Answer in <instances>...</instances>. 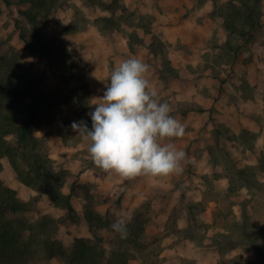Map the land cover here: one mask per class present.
Instances as JSON below:
<instances>
[{
	"label": "rangeland",
	"instance_id": "rangeland-1",
	"mask_svg": "<svg viewBox=\"0 0 264 264\" xmlns=\"http://www.w3.org/2000/svg\"><path fill=\"white\" fill-rule=\"evenodd\" d=\"M17 1L0 5L1 52L19 51L26 68L44 73L43 91L51 96L50 112L53 116L40 124L36 134L46 140L56 168L66 171L63 190L72 192L78 211V221L68 223L64 208L55 205L48 195L42 193V188L32 189L22 182L8 158L0 156V176L4 183L16 188L24 200L40 196L35 202L38 211L30 212L28 217L35 220L41 215H50L58 219L57 236L67 248H70L74 234L112 248L120 236L111 228L116 218L114 213L125 210L134 217L141 212L148 218L145 238L152 244L155 264L165 261L161 257L162 242L182 240L187 236L200 244L199 253L212 247L225 256L224 253H228L226 249L235 247L233 252L236 251V255L223 257L219 264H264V183L256 185L253 180L256 170L249 167L255 164L252 163L255 157L258 158L255 151L248 152V147L254 146V138L249 136L244 140L233 135L231 121H234L235 114L232 106L227 105L231 97L224 95L225 99L221 100L223 90L215 82L206 83V88L202 89L205 94L218 99L216 106L210 109L195 100V97H200L197 93L200 89L183 88V76L187 72L177 70L169 55L171 44L152 31L156 8L148 12L131 8L134 2L138 5L145 0H64L54 19L43 23L46 39L59 49L60 54L84 60L79 71L85 73L90 92L87 94L88 106L83 109L76 96V84L64 83L58 76V63L24 49L21 28L30 30L31 25L20 14ZM217 1L216 8H226L225 2ZM119 7L123 8L120 14L115 12L106 16L109 10ZM89 25L95 27L96 37L91 35L74 40L67 34H79ZM263 34L264 31L256 39ZM157 39L164 42V50ZM233 39L236 43L242 40L236 35ZM131 57L149 65L147 76L158 89L161 101L170 104V114L185 126V136L173 142L187 153L191 162L185 163L179 175L139 176L125 180L115 174H107L94 165L86 145L72 128L73 122L81 120L91 128L88 113L95 108L92 104L94 98L103 95L113 69ZM208 76L216 79L221 75L213 70ZM199 107L205 109L199 110ZM241 145H244L243 149ZM240 170H245L247 178L237 179L235 173ZM231 177L236 178L232 186ZM249 190L255 192L256 197H251ZM90 198L94 211L106 221L102 227L97 221L98 226L91 225L85 217ZM213 203L217 207L209 214L207 207ZM180 224L185 227L180 228ZM137 261L132 260V264ZM41 264L64 263L55 258ZM184 264L198 263L196 259L187 258Z\"/></svg>",
	"mask_w": 264,
	"mask_h": 264
},
{
	"label": "trees",
	"instance_id": "trees-1",
	"mask_svg": "<svg viewBox=\"0 0 264 264\" xmlns=\"http://www.w3.org/2000/svg\"><path fill=\"white\" fill-rule=\"evenodd\" d=\"M63 1L18 0L20 14L31 25L30 30L21 28L20 37L25 43V50L58 63V76L64 83L76 84V96L84 109L88 106L90 85L85 73L79 71L83 58L70 59L60 54L59 49L46 39L42 26L54 19ZM3 2L8 5L12 3L11 0H0V5ZM225 4V9L219 6L214 12L223 17L224 26L231 37L236 35L250 40L263 33V0H228ZM157 42L164 50V42L161 39H157ZM1 45L0 42V156L8 158L22 182L32 189L42 188L43 194L67 211L68 223H75L78 221V211L72 200L73 194L63 190L66 171L56 168L46 140L36 134L40 124L53 116L50 112L51 96L43 91L44 73L26 68L19 51L2 54ZM243 135L244 140L249 136L255 139L248 131ZM249 167L256 170L253 178L256 185L263 184L258 172L264 171V153L258 164ZM235 174L237 179L247 178L245 170ZM230 179L232 186L236 178ZM248 193L256 197L255 192L249 190ZM39 199V195L30 200L22 199L19 191L5 184L0 176V264H41L55 258L64 264H132V260L155 264L152 244L145 238L148 218L141 212L135 214L128 224L127 236H119L112 248L77 234H74L73 242L67 248L57 236L60 226L58 219L50 215H41L35 220L28 217L30 212L38 211L35 202ZM85 217L95 226L99 223L102 227L106 222L94 211L92 198L86 207ZM221 247L224 245L221 244Z\"/></svg>",
	"mask_w": 264,
	"mask_h": 264
},
{
	"label": "crops",
	"instance_id": "crops-1",
	"mask_svg": "<svg viewBox=\"0 0 264 264\" xmlns=\"http://www.w3.org/2000/svg\"><path fill=\"white\" fill-rule=\"evenodd\" d=\"M217 4V0H145L138 5L134 2L131 8L137 7L144 12L156 8L152 31L171 44L172 52L169 55L177 70L187 72L183 76V88L200 89L197 91L200 97H195L198 103L210 109L218 102L217 98L202 91L208 82H215L222 88L221 100L225 99L224 95L231 97L227 105L232 106L235 114L232 118L234 121H231L232 133L244 138L243 133L248 131L255 137L254 146L248 147V152H256L258 158L255 157L252 163L258 164L264 153V34L258 39H242L236 43L224 26L223 17L214 12ZM109 11L106 16H112L115 12L120 14L123 8ZM96 33L95 27L89 25L79 34H67L75 40L91 35L96 37ZM213 70L220 73L221 79L208 76ZM201 74L207 76L201 77ZM258 178L264 182V171L258 172ZM212 205L207 207L209 214L217 207L214 203ZM179 227L185 226L180 224ZM221 230L227 231L224 228ZM199 245L190 236L162 242L161 257L165 261L158 264H184L187 258L196 259L198 264H219L223 257L231 258L237 253L232 250L231 255L228 252L221 256L212 247L199 253ZM166 255L171 258H165ZM136 264L144 263L138 260Z\"/></svg>",
	"mask_w": 264,
	"mask_h": 264
},
{
	"label": "clouds",
	"instance_id": "clouds-1",
	"mask_svg": "<svg viewBox=\"0 0 264 264\" xmlns=\"http://www.w3.org/2000/svg\"><path fill=\"white\" fill-rule=\"evenodd\" d=\"M148 72L149 65L141 59L122 60L111 72L103 95L92 102L91 128L83 120L72 124L94 165L125 180L179 175L191 162L173 142L185 136V126L170 114V104L161 101ZM114 215L111 228L124 238L133 216L125 210Z\"/></svg>",
	"mask_w": 264,
	"mask_h": 264
}]
</instances>
